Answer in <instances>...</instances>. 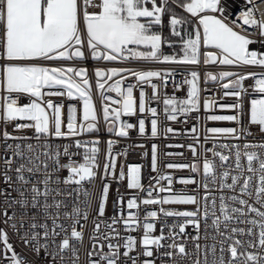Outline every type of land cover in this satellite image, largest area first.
Listing matches in <instances>:
<instances>
[{
  "label": "snow or ice",
  "instance_id": "snow-or-ice-1",
  "mask_svg": "<svg viewBox=\"0 0 264 264\" xmlns=\"http://www.w3.org/2000/svg\"><path fill=\"white\" fill-rule=\"evenodd\" d=\"M237 3L0 0V264H264V0ZM132 132L191 162L152 143L146 187Z\"/></svg>",
  "mask_w": 264,
  "mask_h": 264
},
{
  "label": "built area",
  "instance_id": "built-area-1",
  "mask_svg": "<svg viewBox=\"0 0 264 264\" xmlns=\"http://www.w3.org/2000/svg\"><path fill=\"white\" fill-rule=\"evenodd\" d=\"M244 7V0H238L237 5L232 9L233 12V17L235 18V15L241 10V8ZM262 8H264V6H261ZM254 49L255 48H259V45H253L252 46ZM264 50V49H262ZM55 63V62H54ZM92 64H89V67H91ZM104 66V65H101ZM108 66H122L120 64H112V65H108ZM162 67H171L170 65H163ZM198 71L201 72V74L203 75V73L205 71H209V70H234V71H242V69H237V68H231V69H227V68H221V69H212L209 68L207 66H203L201 65L198 69H196ZM244 71H264V69H259L253 66H249L246 69H243ZM185 75V72L183 70L179 71L176 73L175 79L177 80V82L179 80H181ZM253 83V81L251 79H249L248 81H246V85H251ZM203 86V85H202ZM209 87L212 89V91L217 95V97H219L220 95H222V93L218 92L215 85L209 84ZM149 94H150V89H148ZM173 91V85L172 82L170 81L168 84V88H167V92L169 94H171ZM178 96L183 97L184 96V92H179L177 93ZM208 93L205 92L203 93V98H208ZM255 95V94H254ZM252 97H248L245 101L246 105H247V100L251 99ZM58 99V98H55ZM22 103L27 102V100H22ZM222 102L224 103H233V99L232 98H226L224 99ZM158 107L162 108V105H159ZM215 114H231V113H223L220 112L219 110H215ZM195 115V114H194ZM200 115L203 117L205 115V113L203 111H201ZM194 121L193 120H189L188 124H173L172 126L178 129H184V128H190L192 126V123ZM247 121H245L246 123ZM169 122L165 121L163 118V115L161 114V129H163L164 127H166L168 125ZM202 124L204 123V121L201 122ZM213 126H217V127H235L236 125L230 122H207V127H213ZM11 131V129H9ZM254 133L257 132V128L255 126L252 127L251 129ZM30 134V133H29ZM102 139H106V136H101ZM261 137L257 136L255 139H260ZM249 140H252L253 137H248ZM221 142H226V141H221ZM134 143H143L146 145V149L149 150V155L148 156H143L142 152L144 151V149H137L135 151H130L129 155L126 158H121L119 163L124 164L125 166V171L127 169V165L131 164V163H138L140 165H142L143 167V172H142V178H143V183L144 185L147 187L149 184V179L152 176H155L156 174L153 173L151 171L150 168V148H151V144L152 143H156L157 145L160 146V150H161V157H160V170L161 172H167L169 171L165 165L169 162H175V163H189L191 162V153L187 150L186 147L184 148H178V147H167V145H176V144H184L187 145L188 143H191V140L186 138V137H170V138H166L163 135H161V137L159 138H141L137 135L136 132H132L131 134V140H124L121 142V146L118 147L116 149V151H121L122 147L124 145L127 144H134ZM211 146V145H208ZM101 147L103 148L104 146L101 145ZM167 152H174V153H183L182 156H167V155H163V153H167ZM104 156L103 154H101L100 160L101 162H103ZM174 175L176 177H180V176H188L190 175V173L188 172V170H182V171H175ZM154 183V181H153ZM119 187L120 192L122 194L128 195L129 192L126 189V181L121 183L120 185H116L113 184L112 186V191L110 193L109 196V203H108V215H112L113 214V208H112V204L113 201H115L116 199V188ZM194 185H189V186H184V185H180V184H174V188L176 190H181V189H185L187 191H192V189H194ZM169 223H171V219L169 220ZM188 231L192 234H194L192 232V229L189 228ZM19 247H17V251H19Z\"/></svg>",
  "mask_w": 264,
  "mask_h": 264
},
{
  "label": "rangeland",
  "instance_id": "rangeland-1",
  "mask_svg": "<svg viewBox=\"0 0 264 264\" xmlns=\"http://www.w3.org/2000/svg\"><path fill=\"white\" fill-rule=\"evenodd\" d=\"M164 51H165L166 53H170V52L172 51V49H169V48L165 47Z\"/></svg>",
  "mask_w": 264,
  "mask_h": 264
},
{
  "label": "trees",
  "instance_id": "trees-1",
  "mask_svg": "<svg viewBox=\"0 0 264 264\" xmlns=\"http://www.w3.org/2000/svg\"><path fill=\"white\" fill-rule=\"evenodd\" d=\"M164 35L168 36V29L167 28H165V30H164Z\"/></svg>",
  "mask_w": 264,
  "mask_h": 264
}]
</instances>
